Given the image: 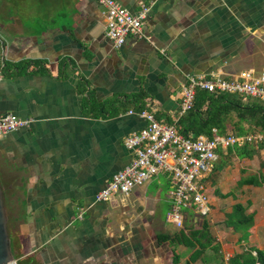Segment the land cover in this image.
<instances>
[{"label": "crops", "instance_id": "obj_1", "mask_svg": "<svg viewBox=\"0 0 264 264\" xmlns=\"http://www.w3.org/2000/svg\"><path fill=\"white\" fill-rule=\"evenodd\" d=\"M117 1L150 11L142 35L116 48L95 0H0V113L31 119L0 134V185L19 264H172L168 244L155 237L178 230L167 220L166 173L95 201L133 157L125 138L145 124L133 96H147L167 123L188 75L264 67V0ZM257 154L234 155L232 163L218 157L204 180L207 213L184 209L193 228L208 223L220 247L221 257L205 250L208 264H229L248 247L264 250V150ZM248 178L254 182L240 184ZM234 203L253 216L245 239L224 223ZM175 249L188 258L186 247Z\"/></svg>", "mask_w": 264, "mask_h": 264}, {"label": "built area", "instance_id": "obj_2", "mask_svg": "<svg viewBox=\"0 0 264 264\" xmlns=\"http://www.w3.org/2000/svg\"><path fill=\"white\" fill-rule=\"evenodd\" d=\"M95 1L104 9L106 36L114 47L123 45L129 36L142 35L144 20L150 11L149 4L141 3L136 12H131L117 0ZM1 44L0 39V55ZM2 77L0 61V80ZM198 90L234 93L264 104V67L260 71L251 68L231 75H224L221 71L188 75L180 88L176 117L193 106ZM148 103L138 112L145 119L144 126L131 132L124 141L133 151L132 159L97 191L95 201L107 202L115 194H127L163 172L169 176L172 185L167 220L179 229L183 225L185 208L193 206L202 215L207 213L208 193L204 180L213 170L218 152L252 140L259 141L262 134L218 133L216 127H212V136L203 133L195 137L184 136L175 121H159ZM30 122V118H21L11 112L0 113V134L26 127ZM17 262L15 259L13 264Z\"/></svg>", "mask_w": 264, "mask_h": 264}, {"label": "trees", "instance_id": "obj_3", "mask_svg": "<svg viewBox=\"0 0 264 264\" xmlns=\"http://www.w3.org/2000/svg\"><path fill=\"white\" fill-rule=\"evenodd\" d=\"M134 101L139 104V111L145 108L147 96L141 93L133 96ZM250 97L244 98L241 95L225 92H207L198 90L196 92L193 106L185 113L174 117L170 122L175 121L176 127L184 136L195 137L198 134L212 136L211 128L216 127L218 133H226V126L231 125L235 134L261 133V140H252L245 142L240 146L228 147L224 154L218 152L220 162H235L233 156L252 157L259 150H264V104L257 102ZM225 157V159H224ZM264 166V159L260 161ZM253 183L251 178L240 182ZM245 207L240 203L232 205L231 212L226 215L225 224L231 226L235 231L242 233V239L248 234V229L253 223L252 214L246 213ZM157 244L167 243L172 252V264H192L198 259L201 264H208L204 260V253L208 247H211L216 256L220 254V247L214 242L208 223L203 220L200 227L193 228L184 219L183 225L176 232L156 233ZM177 245L186 247L190 254L185 261H182L181 255L176 251ZM255 251V253L253 252ZM229 264H264V250L248 247L244 251L227 259ZM214 264H224L223 260L216 261Z\"/></svg>", "mask_w": 264, "mask_h": 264}, {"label": "water", "instance_id": "obj_4", "mask_svg": "<svg viewBox=\"0 0 264 264\" xmlns=\"http://www.w3.org/2000/svg\"><path fill=\"white\" fill-rule=\"evenodd\" d=\"M15 260L12 254L10 234L8 230V218L6 215L3 189L0 185V264H13Z\"/></svg>", "mask_w": 264, "mask_h": 264}, {"label": "rangeland", "instance_id": "obj_5", "mask_svg": "<svg viewBox=\"0 0 264 264\" xmlns=\"http://www.w3.org/2000/svg\"><path fill=\"white\" fill-rule=\"evenodd\" d=\"M263 49H264V46H263ZM260 56H261V51H260V53L259 52H257V55H255L254 56V59H256L257 57H258V59H257V61L258 62H260L261 61V59H260ZM263 57V56H262ZM260 60V61H259ZM262 60H263V58H262ZM255 101H257V102H259L258 100H256V99H254ZM262 153V152H261ZM254 160L257 162L258 160H260V157H259V154H257V155H255L254 157ZM234 159V158H233ZM235 160V162H237L238 160L237 159H234ZM239 162V161H238ZM242 163V162H241ZM160 178L163 180V178H164V175H160ZM224 223H225V221H224ZM223 223V224H224ZM178 229V228H177Z\"/></svg>", "mask_w": 264, "mask_h": 264}, {"label": "flooded vegetation", "instance_id": "obj_6", "mask_svg": "<svg viewBox=\"0 0 264 264\" xmlns=\"http://www.w3.org/2000/svg\"><path fill=\"white\" fill-rule=\"evenodd\" d=\"M17 264H19V262H17Z\"/></svg>", "mask_w": 264, "mask_h": 264}]
</instances>
